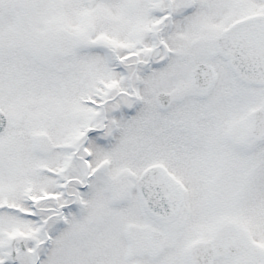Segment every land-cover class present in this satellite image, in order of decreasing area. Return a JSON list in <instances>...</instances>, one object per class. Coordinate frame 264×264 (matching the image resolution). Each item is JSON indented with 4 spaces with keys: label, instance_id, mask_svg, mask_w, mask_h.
I'll return each instance as SVG.
<instances>
[{
    "label": "snow or ice",
    "instance_id": "6c2138e0",
    "mask_svg": "<svg viewBox=\"0 0 264 264\" xmlns=\"http://www.w3.org/2000/svg\"><path fill=\"white\" fill-rule=\"evenodd\" d=\"M0 264H264V0H0Z\"/></svg>",
    "mask_w": 264,
    "mask_h": 264
}]
</instances>
